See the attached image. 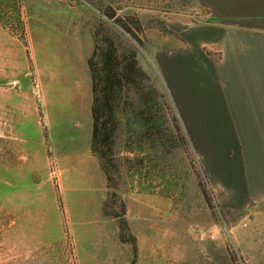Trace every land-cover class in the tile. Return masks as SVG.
<instances>
[{
  "label": "rangeland",
  "instance_id": "rangeland-1",
  "mask_svg": "<svg viewBox=\"0 0 264 264\" xmlns=\"http://www.w3.org/2000/svg\"><path fill=\"white\" fill-rule=\"evenodd\" d=\"M256 6L1 0L0 264H264V127L230 112L264 91ZM105 39L140 73L109 180L87 65Z\"/></svg>",
  "mask_w": 264,
  "mask_h": 264
},
{
  "label": "trees",
  "instance_id": "trees-1",
  "mask_svg": "<svg viewBox=\"0 0 264 264\" xmlns=\"http://www.w3.org/2000/svg\"><path fill=\"white\" fill-rule=\"evenodd\" d=\"M128 34L136 38L132 32ZM97 44L87 62L92 93L91 153L97 157L101 170L109 180L110 169L114 167L113 148L119 125L116 115L120 96L126 85L136 83L140 73L134 53L125 60L109 39L104 42L98 40Z\"/></svg>",
  "mask_w": 264,
  "mask_h": 264
},
{
  "label": "crops",
  "instance_id": "crops-1",
  "mask_svg": "<svg viewBox=\"0 0 264 264\" xmlns=\"http://www.w3.org/2000/svg\"><path fill=\"white\" fill-rule=\"evenodd\" d=\"M256 2L257 6V13L260 15H264V0H250ZM241 47H244L241 46ZM258 48L261 45H258ZM240 99L238 100L239 103L232 104L231 107L235 106L237 109H231L230 112L234 113H247L248 120L252 122H261L262 124L259 127H264V91L262 93H252L249 92L248 94H240ZM258 125H256L257 127Z\"/></svg>",
  "mask_w": 264,
  "mask_h": 264
}]
</instances>
